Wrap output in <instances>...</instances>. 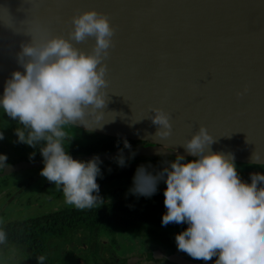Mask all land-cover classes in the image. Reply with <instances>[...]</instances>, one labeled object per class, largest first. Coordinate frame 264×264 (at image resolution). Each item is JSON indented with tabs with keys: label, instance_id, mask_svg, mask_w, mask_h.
Here are the masks:
<instances>
[{
	"label": "clouds",
	"instance_id": "1",
	"mask_svg": "<svg viewBox=\"0 0 264 264\" xmlns=\"http://www.w3.org/2000/svg\"><path fill=\"white\" fill-rule=\"evenodd\" d=\"M43 3L44 0H15V6L14 0L0 3V29L13 36L28 37L19 43L15 53L23 71L13 70L6 79L0 108L23 126L14 129L17 142L33 148L43 144L39 148L43 157L40 174L62 188L65 203L90 209L99 200L100 160L97 156L87 161L74 159L67 151L71 137L65 128L83 125L91 130L111 121H104L103 111L109 83L105 60L114 47L116 30L106 13L89 8L74 11L65 37L53 32L50 20L40 14ZM89 37L95 39L90 50L76 46ZM144 118L157 125L153 135L156 143L171 135L169 113L151 107ZM214 142L207 128L199 125L180 144L194 159L186 160L177 154L155 175L143 165L138 166L130 192L150 197L158 181L164 180L166 211L161 223L187 224L186 229L175 234V243L192 259L215 258L214 264H264V175L254 172L250 182L243 181L234 154L212 151ZM124 147L130 149L131 145L125 141ZM162 147L168 149L170 145L163 143ZM117 162L125 165L122 156ZM6 163L7 156L0 154V168ZM251 163L264 164V159L255 151ZM6 242L7 233L0 228V244ZM36 259L38 264H44L46 256Z\"/></svg>",
	"mask_w": 264,
	"mask_h": 264
},
{
	"label": "water",
	"instance_id": "2",
	"mask_svg": "<svg viewBox=\"0 0 264 264\" xmlns=\"http://www.w3.org/2000/svg\"><path fill=\"white\" fill-rule=\"evenodd\" d=\"M89 8L106 13L116 30L105 60L109 83L103 111L104 121H111L91 130L76 127L146 144L132 152L74 159L158 153L194 158L180 144L201 124L215 138L212 151L230 152L238 163L252 164L255 151L264 159V0H44L39 11L53 32L67 37L74 11ZM27 39L0 29V96L11 72L23 71L15 53ZM94 43L89 37L76 46L88 51ZM151 107L169 113L172 124L171 135L157 143V125L144 118ZM163 143L170 147L163 148ZM39 164L43 159L18 167ZM151 256L173 264L215 260H189L157 250Z\"/></svg>",
	"mask_w": 264,
	"mask_h": 264
},
{
	"label": "trees",
	"instance_id": "3",
	"mask_svg": "<svg viewBox=\"0 0 264 264\" xmlns=\"http://www.w3.org/2000/svg\"><path fill=\"white\" fill-rule=\"evenodd\" d=\"M81 131H86L83 135L91 136V131ZM119 141L123 142L119 138L93 133L91 139L83 144L81 142L78 148L68 146L69 143L66 146L70 155L98 154L112 150L115 146L111 145ZM260 174L264 175V172ZM241 179L250 182V177ZM160 199V193L156 191L150 197L138 195L127 203L82 210L65 208L1 223L0 228L7 233V242L0 244V264H38L36 257L40 255L46 256L44 264H115L118 262L109 245L114 240L109 236L116 232L134 234L141 230L144 236L162 244L165 254L174 252L177 249L175 234L186 229L187 224L163 226L161 219L166 209ZM129 204L132 207L128 208ZM81 232L93 233L95 237L103 235L108 239L106 242L94 239L93 242L83 243L86 247L82 249L78 246L83 237L77 236ZM69 245L72 247L70 251L65 249ZM142 261L144 264H173L163 258L154 259L150 253L143 256Z\"/></svg>",
	"mask_w": 264,
	"mask_h": 264
},
{
	"label": "flooded vegetation",
	"instance_id": "4",
	"mask_svg": "<svg viewBox=\"0 0 264 264\" xmlns=\"http://www.w3.org/2000/svg\"><path fill=\"white\" fill-rule=\"evenodd\" d=\"M68 126L73 131V133H71L69 131V127L67 128L66 126L65 131L68 133L69 137H71L68 143L71 142L76 143L77 141H79L80 134H78V132L81 131V128L72 125H68ZM17 127H23V126L18 121H12L11 118H9L4 113L3 109L0 108V132H3L5 138L10 139L9 140L10 143L6 145L2 144L3 141L0 140V154H4L7 156V163L2 168H0V210L6 209L7 206L10 207L13 204L16 205V203L22 204L26 202L28 205H26L24 209H27L29 210V213L30 212L32 213V209H30L32 205L34 207L40 208L41 210L46 209L48 207H42V205L51 203V198L49 197L52 198L56 197V199L59 200L60 196L61 197L63 196V192L61 187L52 184L46 178L41 176L40 174L41 170L40 169L37 170V169L40 166H43V164L36 165L35 167H18L20 165H23L24 163H29L32 161L43 159L39 151V148L42 147L43 144H38L36 148H33L32 146H29L27 144L17 142V137L15 136V132H14V129ZM83 133H86V131H84ZM90 133L91 136H93L94 132L93 133L90 132ZM121 140H123V142L122 141L116 143L114 142L113 143L114 145L112 144L111 146L113 147L115 146V148H113L108 152H112V151L132 152L146 144L145 142L142 141L128 140V144L131 145V148L129 149L124 147L125 139H121ZM71 156H75V154H71ZM118 157L120 156L100 160L98 167L100 168L102 177H99L97 180V183L99 185V192L97 193L99 200L93 207H100V206L105 207L110 204H117V203L122 204L123 202L127 203L129 200H133L134 197L138 196L130 192V188L132 187L133 184V176L135 174L137 167L143 165L146 168V170L151 173L155 171L160 172V170L168 166V162L170 161V158L175 156H171V155L122 156L125 160L124 166H120L118 164L117 162ZM185 159H194V158H185ZM78 160H82V159H78ZM241 164H245V163H241ZM248 165H254V164H248ZM15 198L17 200H15ZM128 206H129L128 208L132 207V205L130 204ZM65 208L77 209L74 206L63 204L62 202L59 204L58 207L52 209V211L65 209ZM77 210H82V209H77ZM35 216L38 215H27L22 217L2 216L0 218V224L9 221H14L16 219L21 220L26 218H33ZM142 233L143 231L141 230L132 235L136 236ZM77 236H79L80 238L83 237V241H80L81 245L78 246L79 248L82 249H85L83 243L93 242L94 239L98 241L99 238L103 237V235H99V234L98 236L95 237V234L93 233L88 234L87 232H81V234L78 233ZM106 240L107 239L103 240L102 242H106ZM156 250L159 251L160 253H163L157 248ZM76 253L80 254V251H76ZM171 253L177 254L178 252L174 251ZM189 260H193V259H189Z\"/></svg>",
	"mask_w": 264,
	"mask_h": 264
},
{
	"label": "rangeland",
	"instance_id": "5",
	"mask_svg": "<svg viewBox=\"0 0 264 264\" xmlns=\"http://www.w3.org/2000/svg\"><path fill=\"white\" fill-rule=\"evenodd\" d=\"M69 126H67L68 128ZM69 131L71 133H73V131L70 129L69 127ZM80 131V130H79ZM78 132V131H76ZM75 132V133H76ZM82 131L78 132V134H80L79 136V141L75 142H71L68 144V146H72L73 147H79L80 143L83 144L84 142H87L88 140L91 139L92 136L87 137L86 135H83V133H81ZM10 139H7L4 137V139L2 140V144L6 145L9 144ZM76 141V140H75ZM17 148V147H15ZM175 157L170 158V161L174 160ZM186 160H191V159H186ZM83 161H87V160H83ZM236 167H237V171L240 175L241 178L244 177H250L251 173L254 172H264V165H248V164H241V163H236ZM43 166H40L37 170H41ZM162 171V170H160ZM158 172L155 171L152 174L155 175ZM99 177H102V173L101 175L97 176V180ZM166 188V184L164 182L163 179H161L158 183H157V192L160 193V200L164 201V196H163V192L164 189ZM51 198V203H48L46 205H42V207H48L46 209H40L38 207H34L32 205V207H30V209H32V213H29V210L24 209L26 207V205H28L26 202L19 204L16 203V205H12V206H7L6 209H2L0 210V218L3 216H9V217H22V216H27V215H39V214H43L45 212H49L52 211V209H54L55 207H58L60 203L63 202V204H66L64 201V196H60V199L57 200L56 197H49ZM15 200H17L15 198ZM53 206V207H51ZM41 207V206H40ZM20 208V209H19ZM109 238H112L114 240V242H110V246H111V250L114 253L115 257V261L118 263L115 264H144V262L142 261L143 256L146 257L149 253L152 254L154 250H156V248L158 250H160L161 252H166V250L163 249V245L155 242L157 241L155 239L152 240L149 237L144 236V234H138L136 236L132 235V234H127V233H114L112 235L109 236ZM108 239V238H104L101 237L99 238L98 241L102 242L103 240ZM168 243H172L168 242ZM82 247V246H81ZM86 247V245H84V248ZM67 248V249H66ZM65 249L70 251V249H72V247L69 246H65ZM175 251H177V254H180L182 257L186 258V259H192L191 257H189L186 253H183L181 251H178V249H175ZM104 252H107L106 249H104ZM136 257H140L138 261H134L133 263H128V261L131 258H136ZM154 258V257H153ZM156 259V258H154ZM164 263V261H162ZM78 263H81L80 260H78ZM88 264H90V262H88Z\"/></svg>",
	"mask_w": 264,
	"mask_h": 264
}]
</instances>
